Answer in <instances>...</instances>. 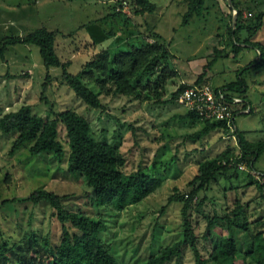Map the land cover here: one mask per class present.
<instances>
[{"label": "rangeland", "instance_id": "374dc122", "mask_svg": "<svg viewBox=\"0 0 264 264\" xmlns=\"http://www.w3.org/2000/svg\"><path fill=\"white\" fill-rule=\"evenodd\" d=\"M232 1L242 11L244 25H253L255 15L264 10V0H204L202 15L183 24L187 0H152L159 13L134 16L126 10L128 19H121L114 12H118L120 0H0V43L6 37L23 36L40 28L59 31L55 52L63 62H72L68 68L71 74H78L86 55L101 50L128 51L144 41L161 44L163 55L151 73L143 72L140 77L138 90L145 100L103 96L101 110L89 109L64 86L59 68L49 70L55 78L42 94L46 71L38 49L21 44L8 47L6 62L0 61V115L26 104L44 119L52 118L51 106L54 111L74 110L89 122L95 140L118 145L125 159V173L141 169L161 184L140 203L122 211L96 208L86 196L89 189L84 180L67 173V156L59 161L51 153L32 156L27 149L10 156L15 134H0V246L6 243L10 247L31 234L39 240L48 238L52 245L60 242L62 225L52 215L50 206L26 200L33 191L41 189L62 196L67 211L102 219L106 228L101 239L118 264H142L161 248L182 239L183 202L178 199L189 193L187 184L195 176L198 163L226 148L234 153L239 150L236 138L223 132L198 140L190 138L200 125L183 118L186 110L172 100V95L182 84L196 82L212 57L213 48L231 52L227 27L235 28L232 18L237 13ZM242 38L264 47V21L253 38L247 37L246 31ZM258 55L246 48L236 59L231 55L218 59L207 71L205 81L215 87L241 75L248 83L245 97L252 112H236L234 124L250 142L264 141V67L239 74L236 63L243 69ZM88 85L97 92L94 78ZM59 137L67 152L62 127ZM253 170L264 173V153L253 162ZM237 201L246 211L249 233L264 234V200L246 171L231 168L226 176H216L207 189L200 191L187 211L204 257L209 256L214 241L231 235L220 222L207 236V219L214 214L232 217L230 213ZM233 235L238 249L235 264H255L250 256L246 257L249 244L245 234ZM167 264H194L192 250L185 246L181 255Z\"/></svg>", "mask_w": 264, "mask_h": 264}, {"label": "trees", "instance_id": "16d2710c", "mask_svg": "<svg viewBox=\"0 0 264 264\" xmlns=\"http://www.w3.org/2000/svg\"><path fill=\"white\" fill-rule=\"evenodd\" d=\"M128 4V12L134 16L150 15L156 11L152 0H120ZM204 0H187V9L183 14V24H187L193 17H200L205 10ZM232 8L237 11L235 28L227 27L230 53L222 49L213 48L211 59L203 66V73L194 83H203V77L218 59L231 55L236 59L242 49L250 48L259 54L258 58L249 62L240 73L245 70H256L264 67V47L250 39L242 38L246 31L247 37L253 38L262 27L264 10L255 15L253 25H244L242 11L232 1ZM121 19H128L129 15L116 12ZM130 20V19H129ZM59 31H50L46 28L34 30L26 35L6 37L0 43V61L6 62L5 53L8 47L18 44L35 46L38 49L42 65L46 71L45 81L41 83L43 94L49 86L51 76L49 70L59 68L60 81L72 90L89 109H104L101 97H125L133 101H143L140 96L139 86L143 72H152L163 56L162 46L158 42H142L140 47H131L128 51L110 53L108 50L93 52L81 66L78 74H71L68 68L72 62H63L55 52V40ZM67 35L63 36L66 37ZM70 36V35H68ZM139 40V39H138ZM142 40V39H141ZM143 41V40H142ZM164 51V50H163ZM166 52V51H165ZM95 80L97 92H93L88 85L91 79ZM226 85L233 96L244 99L240 110H247L249 102L246 101V82L241 77ZM84 79V80H83ZM186 87L182 84L172 95L175 101L177 95ZM43 98V96H41ZM247 103H246V102ZM54 107V106H53ZM52 118H43L32 112L31 105H21L16 110H11L0 115V134L12 137L9 155L12 156L22 149H27L32 156L53 154L59 161L66 157L67 173L84 180L89 192L86 196L96 208H110L122 211L127 207L136 205L152 194L159 186L160 181L143 173L141 169L133 173H125V159L119 151L118 145L105 141L95 140L91 135L89 122L74 110L64 112L54 111L50 108ZM238 112L235 111V113ZM252 112L249 108L248 114ZM234 113V114H235ZM244 114V113H241ZM236 115V114H235ZM183 118L200 125L192 139H201L211 133L229 134L230 130L222 121H199L193 113L186 111ZM65 132L67 152L59 137V128ZM229 132V133H228ZM237 140L238 152L224 149L212 158H206L198 163L195 176L188 182L190 191L184 197H179L183 202L180 211L182 221V239L172 245L161 248L158 254L150 256L142 264H167L172 259L179 257L185 246L192 250L194 264H235L238 255L234 233H244L249 244V253L255 264H264V234L249 233L250 222L244 207L237 201L232 217L226 215L222 218L214 214L207 219L206 234L224 222V229L231 232L230 236L219 238L213 242V249L208 257H204L197 246V239L188 216L190 203L196 195L210 186L218 175L226 176L231 169L247 172L251 184L256 186L260 197L264 200V184L253 180L251 170L253 162L264 153V141L250 142L235 130L232 132ZM210 136V135H209ZM245 163L247 169L239 170L238 164ZM32 204L46 203L52 210V215L62 225V237L59 243L52 245L48 238L39 240L31 234L10 247L6 243L0 246V264H118L110 254L101 239L106 225L102 219L90 217L82 212H70L62 205V196L48 190L33 191L27 199ZM5 202H2L4 204Z\"/></svg>", "mask_w": 264, "mask_h": 264}, {"label": "built area", "instance_id": "2783aa9c", "mask_svg": "<svg viewBox=\"0 0 264 264\" xmlns=\"http://www.w3.org/2000/svg\"><path fill=\"white\" fill-rule=\"evenodd\" d=\"M124 13L128 11V4L122 1L116 9ZM175 102L181 105L186 111L193 113L199 121H222L230 130L231 137L235 136L232 132L235 130L234 116L235 111L238 114L247 113L249 109L242 111L240 107L242 98L230 95L227 89L212 87L209 83H192L180 91L175 98ZM239 107V108H238ZM234 129V130H233ZM239 170H246L245 163L238 164ZM253 180L264 184V173L251 170Z\"/></svg>", "mask_w": 264, "mask_h": 264}, {"label": "crops", "instance_id": "0c3cea01", "mask_svg": "<svg viewBox=\"0 0 264 264\" xmlns=\"http://www.w3.org/2000/svg\"><path fill=\"white\" fill-rule=\"evenodd\" d=\"M156 9H157V7H156ZM157 11H158V10H156V12H154V13H156V14L159 13V12H157ZM158 16H159V15H158ZM227 58H230V56L227 57ZM233 59H234V58H233ZM250 62H251V61H250ZM248 63H249V62H248ZM248 63H247V64H248ZM247 64H246V65H247ZM242 67H243V66H242L239 62L236 63V68L240 69V68H242ZM235 71H236V70H235ZM206 73H207V72H206ZM238 77H240V75H238ZM241 77H242V76H241ZM203 80H204V81H207V80H208L206 74L204 75ZM234 81H235V80H234ZM230 82H233V81H230ZM230 82H227V81L224 80L223 83L216 85L215 88H223V89H227V88H226V85H227L228 83H230ZM246 85H247V86H246V93H247V90H248V83H246ZM228 93H229L230 95H233V92H232V91H228ZM243 101H244V99H242V103H244ZM246 101H247V100H246ZM246 101H245V102H246ZM246 103H247V102H246ZM239 107H240V106H239ZM239 107H238V108H239ZM248 107L250 108L251 106L248 105ZM249 108H247V109H249ZM199 130H200V129H199ZM205 138H206V137H205ZM221 152H222V151H221Z\"/></svg>", "mask_w": 264, "mask_h": 264}, {"label": "water", "instance_id": "95a60500", "mask_svg": "<svg viewBox=\"0 0 264 264\" xmlns=\"http://www.w3.org/2000/svg\"><path fill=\"white\" fill-rule=\"evenodd\" d=\"M230 7H231V4H230ZM236 20H237V13L235 12V13H234V16H233V18H232V26H233V27H234L235 24H236Z\"/></svg>", "mask_w": 264, "mask_h": 264}]
</instances>
